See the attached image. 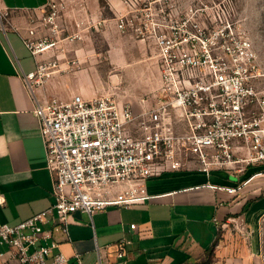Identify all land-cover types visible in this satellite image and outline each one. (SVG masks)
<instances>
[{"label":"built area","instance_id":"1","mask_svg":"<svg viewBox=\"0 0 264 264\" xmlns=\"http://www.w3.org/2000/svg\"><path fill=\"white\" fill-rule=\"evenodd\" d=\"M121 3L123 11H116L112 19L116 30L156 51L159 87L142 98L139 113L132 103L122 104L111 95L92 99L74 95L69 100L37 97L36 89L55 74L80 68L78 59L66 61L63 55L38 60L58 48L66 26L64 0H48L22 36L37 65L23 79L35 104L47 168L54 181V202L15 226L0 225V247H8L10 260L68 263L63 253L54 254L59 244L47 242L52 238L44 230L49 216L56 217L68 233L69 219L77 212L92 217L150 200L147 182L152 178L191 171L206 175L214 170L242 172L248 166L264 165V91L258 86L264 75L254 43L234 19L235 2ZM8 16L0 10L1 20ZM103 23L91 20L88 27ZM77 38L76 34L72 39ZM126 244L120 241L117 257L121 264H127ZM5 257L0 252V261ZM76 260L83 264L80 255ZM98 264H102L100 255Z\"/></svg>","mask_w":264,"mask_h":264},{"label":"crops","instance_id":"2","mask_svg":"<svg viewBox=\"0 0 264 264\" xmlns=\"http://www.w3.org/2000/svg\"><path fill=\"white\" fill-rule=\"evenodd\" d=\"M47 1L0 0V10L9 13L7 19H0V225L15 226L46 211L54 202V181L47 168L35 104L23 79L35 72L37 65L22 36ZM64 1L63 19L69 27L82 23L80 28H85L91 20H104L102 26H106L114 23L116 11H123L121 0H109L111 18L100 10L99 0ZM55 55L54 49L38 60ZM111 62L115 69L111 73L122 74L130 61L111 58ZM139 64L138 87L148 96L153 90L145 80L144 65ZM100 79L101 73L92 62L80 60L78 70L55 74L36 89V95L43 100H69L74 95L92 99L107 94ZM260 178H264V168L258 166H248L242 172L214 170L210 175L167 173L148 180L150 200L92 217L77 212L69 219L68 233L62 231L56 217L49 216L44 230L51 232L52 238L47 242L59 244L54 254L63 253L67 264H78L76 255L82 257L83 264H98L99 255L102 264H121L117 257L121 240L128 242L127 264H263L259 237L251 234L253 225L264 215V179ZM131 225L136 228L131 229ZM241 225L250 234L235 233L232 227ZM0 252L6 253L0 264H20L9 259L8 247H0Z\"/></svg>","mask_w":264,"mask_h":264},{"label":"rangeland","instance_id":"3","mask_svg":"<svg viewBox=\"0 0 264 264\" xmlns=\"http://www.w3.org/2000/svg\"><path fill=\"white\" fill-rule=\"evenodd\" d=\"M119 3L120 1L117 0ZM235 2L236 13L235 21L241 27L243 35L250 38L254 43L262 74L264 75V0H233ZM100 10L108 18L112 17L109 6V0H99ZM66 24V23H65ZM78 38L73 40L74 35ZM57 55L66 56L69 59L88 60L92 62L101 73L100 83L106 90V95H111L118 102L132 103L136 113H139V98L144 96L145 92L139 88L141 80L136 74L141 62L146 69V82L149 84L150 90H157L159 87V72L157 66L156 51L152 45L139 42L137 39L120 34L114 23L110 22L106 26L98 28L85 27L78 28L76 26H65V31L60 36V43L55 49ZM111 58L124 59L130 62L126 65L122 74L112 72L115 69L111 62ZM65 63V61H62ZM138 62V63H137ZM107 69L108 71H106ZM108 72V73H107ZM259 88L264 91V78L259 82ZM130 95L135 100L130 99ZM143 98V97H142ZM152 98L150 99V102ZM244 157V155H240ZM246 167V164H242ZM258 166V165H257ZM264 168V165L258 166ZM264 179V178H260ZM235 233L244 235L250 234V230L244 225L239 228L232 227ZM252 233L259 237V244L264 253V215L259 221L253 225Z\"/></svg>","mask_w":264,"mask_h":264}]
</instances>
